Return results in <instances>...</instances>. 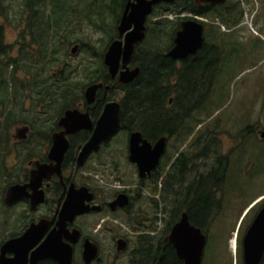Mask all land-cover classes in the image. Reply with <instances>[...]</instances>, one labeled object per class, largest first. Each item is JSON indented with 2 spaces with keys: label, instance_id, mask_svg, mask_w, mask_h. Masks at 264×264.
Instances as JSON below:
<instances>
[{
  "label": "flooded vegetation",
  "instance_id": "1",
  "mask_svg": "<svg viewBox=\"0 0 264 264\" xmlns=\"http://www.w3.org/2000/svg\"><path fill=\"white\" fill-rule=\"evenodd\" d=\"M6 1L7 0H2L3 3L0 1V19L3 18L4 23L6 21L5 25L9 27V20L4 18V12L6 11L5 5L7 4ZM25 1L27 2V0H23V5L26 7L27 3ZM33 1L34 3L36 2V0H30V4L34 5ZM128 1L129 0H126L123 5L120 18ZM177 1L180 0H176L166 5L173 4ZM181 1H183V6L196 7L199 9H210L211 7L213 8L219 5H212L209 1L213 0H209L208 2H204L203 0ZM245 1L249 6L250 0ZM175 14L174 18L169 19V15L167 14H165L163 18L168 19V21L179 23L180 29L182 21L193 18V14L196 15L197 13L182 11L181 13ZM181 14H189L191 16L183 15L184 17H180L179 15ZM149 19H147L145 25V37L135 46L132 59L127 64V68L131 70L139 68L138 76L140 75L141 68L137 64V53L140 54V58H157L163 68L174 66L175 69H180L182 64L188 61L190 57H196L204 47L206 48L205 32H207L208 27L212 26L213 28H217V25L211 23L204 24L201 22L203 25L204 37L203 46L194 56L173 60L166 55L174 46L175 34L179 29L174 33L172 39H168V45L164 50L148 51L141 49L147 38V23ZM19 23L18 26L20 31L17 33V37L20 40H31L33 36L32 33L36 30L34 28H32V30L28 29V26H31L32 23H34V21L31 20V16L29 15L27 20H25V17L23 16ZM21 23H24L25 25L22 27ZM5 25L0 24V38L3 41L6 30ZM226 32H228L227 36L233 34L232 29H228ZM116 39H119L118 32L116 33V37L110 39V43ZM159 52L161 53L159 54ZM103 67L108 76V84L103 82L104 74L101 75V73H98L96 82H90L84 87L82 91V99L79 100L80 102L74 107L66 109L60 116L56 115L55 109H50V114H46L45 116L42 130L31 131L29 126L22 125L29 128V131L26 133L27 137L24 140L13 139L12 134L14 132L10 135L11 141L8 139L9 137L7 133L0 134L1 137L4 135L2 140H0V143L4 144V146L0 148V183L4 184L3 188L0 187V191L2 194V205L5 211V221L3 220L4 224L1 223L0 226V264H60L57 257L59 255L62 259H65L66 257L64 256L67 254V249H71L70 264H140L141 262H144L145 264H153L155 233L148 228L140 226L141 224H139V222L141 221L144 212L149 207L148 205H144L143 201H154V194L159 193L162 189V185H159L157 188L154 187L153 181L158 170L162 168L163 163L161 162L165 161L168 155L167 148L165 153L160 157L158 165L150 172V174H146L144 178H139L136 164L131 163L128 159V139L132 132L140 131H128L124 127H121L124 118V106L122 105L124 93L120 86H127L129 84H119L117 82L119 75L117 74L116 77L112 78L108 74V69L104 64ZM122 69V64H120L118 72ZM100 83L103 87L97 90L94 101L90 104L87 103L84 96L85 89L89 85ZM106 86H108V90H105ZM110 102L119 103L122 111L119 130L107 142L102 143L99 150L92 152L79 166L77 160L80 151L92 136L96 122L102 115L105 106ZM170 104L171 100L167 103V108L170 107ZM68 110H77L80 113L87 114L93 128L92 130H80L73 134L66 135L65 137L68 142V147L62 157H59V155H53L50 152L54 142V135L60 134L63 131V128L59 126V121ZM133 121L136 122V119L133 118ZM128 126L130 125H126V128ZM169 128L170 127H168V130ZM261 131L263 130L258 129L256 131L258 136ZM140 133L142 139L147 140L151 145L160 138L166 137L167 146V141L170 138L176 137L175 135L169 136L165 132H162V135H158L154 140H148L144 137L142 132ZM119 135L126 139L125 160L134 168L136 173V185L128 184L127 186H123V188L116 185L120 182L126 183V180L121 178L122 176L120 174L119 165L113 156L109 157V161L107 162L105 160L106 154L104 153L112 140ZM32 136L33 138H31ZM5 143H8L9 146ZM176 159H180L181 164H185L186 162L190 164V167L188 168L189 172L185 176L182 175L179 181L182 180L187 182L194 180L197 183V168L194 162V160L197 159V153L195 151L191 152L188 156H185L184 152H179L171 164L167 163L168 166L164 165V180H169L171 174L170 169L172 164L176 162ZM93 160H96L106 176H110L109 179L113 183L106 184L104 183V180L94 182L89 180L87 174L84 173V170H86L88 164ZM228 165L229 164L226 163L224 167L227 169ZM225 168L220 171L218 167V174L222 173L221 177H224L226 173ZM192 174L193 180L191 179ZM213 177V180L215 181L217 175ZM14 186L22 189L18 194L13 195L11 200H7V193L9 189ZM83 188L87 189L88 192L83 193ZM146 189H149L150 193L148 195H152V197H147L143 194ZM89 194H91V198L88 201L86 197ZM121 194L127 196V205L124 207L112 206V203ZM70 201H74V205L78 209L83 210L87 208V211L74 215L75 217L73 220L66 223V231L63 229L59 231V226L57 224L65 220L64 218H61L64 217L65 214L63 209L71 205L69 204ZM66 202L68 204L67 206H64ZM259 203L263 206L264 199ZM149 209L151 208H148V210ZM249 211L250 210H248L247 213ZM149 213H151V211ZM119 214L124 216V224H121L116 220ZM97 217H102L101 219L98 218L96 221L98 224H96V222H91L92 219ZM110 218H113V220H110ZM128 219L129 222L127 221ZM16 224L17 226H15ZM5 225H7V227H5ZM116 225L120 228L122 227L123 231ZM36 226H39V228ZM74 230L77 231L79 235L76 241H74ZM168 235L164 236L165 238L163 241L167 242V246H171L174 256L179 260L174 248L167 240ZM107 240L111 243L112 248L105 247ZM119 240H123L125 243L124 249L120 251L118 250ZM156 248L158 249V247ZM93 251H95V255H92ZM124 256L128 257L127 260L122 259ZM160 260L161 257H159V261Z\"/></svg>",
  "mask_w": 264,
  "mask_h": 264
},
{
  "label": "rangeland",
  "instance_id": "2",
  "mask_svg": "<svg viewBox=\"0 0 264 264\" xmlns=\"http://www.w3.org/2000/svg\"><path fill=\"white\" fill-rule=\"evenodd\" d=\"M0 1L3 3L2 0ZM233 1L237 3L238 9L242 12L239 27L223 29L218 25L216 27L222 34H220L221 42L227 39L225 34L228 32L226 31L232 29L233 34L230 36L234 44L231 43L229 48L226 46L225 48L222 46V48L228 52L232 48L235 50L231 53L229 62L220 67L222 74L217 78L215 86L210 92L212 100L207 101L205 110L197 109L187 121L190 127H195L193 132L189 134L183 129L178 136L170 138L166 146L168 155L165 161L161 162L163 169L164 165L173 162L179 152L188 151L191 153L195 151L197 153V159L194 160L197 178L202 174L207 176L208 171L214 170L217 171L216 175L219 177L222 174H218L219 169L220 171L224 170L225 162L229 164L224 178L221 177L220 184L223 185V188L218 190L215 196L211 192L212 199L210 201L213 206L207 212L210 222L207 228L202 230L207 237L202 264H242L240 240L254 215L260 209V203L245 214L244 218H242L243 213L253 201L259 199L254 202L256 204L264 199V141L259 138L256 132L258 129L264 130V0H250L249 6L245 0ZM57 2L66 7L62 16L65 20L62 19L61 23L69 25V27L64 25L65 29L59 31L61 36L57 35V39L65 43L64 46H61V53L65 51L61 57L65 59V63L72 66L74 72L71 78L76 87L84 89L91 81H95L98 73L100 74L102 71L100 65L103 66V55L110 44V39L116 37L119 21L117 18L122 9L117 8L115 15L111 14L107 6L113 5L109 3V0H57ZM6 3L4 18H7L10 24L8 23L9 27L6 26V21L4 23L3 18L0 19V24L6 26L4 44L13 45L19 40L17 33L20 31V19L24 16L27 20L29 11L23 5V0H7ZM26 3L30 4V0H27ZM244 6L247 10L243 8ZM60 15V10H57L55 16L59 17ZM183 15L191 16L189 14L179 16ZM174 17V15H169V19ZM200 17L206 21L204 24L216 25L220 23L224 26L218 18ZM151 18V21L155 22L161 20L163 16H152ZM18 23L19 26H17ZM23 25L25 24L21 23L22 27ZM168 39V37H163L161 41H158L156 47L159 50H164L168 45ZM149 46L150 44L145 47ZM74 47L77 49L72 54L71 49ZM16 51L17 46L10 53L12 57H15ZM98 57L101 59L100 61ZM7 59L6 55L0 56V61L3 63ZM8 70L12 71L11 67ZM19 78H22V74ZM25 100L31 99L26 98ZM35 101L37 102V100ZM33 105L31 102L19 105V100L16 98V102L8 108L12 111V119L8 122L0 121V134L7 133L11 141L10 135L16 127L29 126L30 124L37 126L38 118L44 115H35L34 110L40 111V109L39 105L36 108ZM197 121L201 124L197 125ZM30 130L33 129L30 127ZM104 153L107 162L109 157L113 156L119 165L121 178L126 180V183L120 182L116 185L120 188L128 184L136 185L135 170L125 160L126 139L121 135L117 136ZM84 171L91 182L104 180L106 184L113 183L109 179L110 176L103 173L96 160L91 161ZM161 177H164V171H162ZM191 179L193 180V174ZM3 186L4 184L0 183V187L3 188ZM149 193V189H146L143 194L152 197V195H148ZM155 194L154 200L157 198ZM4 212L0 191V226L5 221ZM166 217L164 216V218ZM98 218L102 217L92 219L91 222H96ZM116 220L121 224L125 222V218L121 214L117 216ZM166 222L168 223L167 219L159 222L160 231L165 228ZM116 226L120 230L123 229ZM234 238L237 246L233 252L231 241ZM106 242L105 247L112 248L109 240ZM127 258L124 256L122 259L127 260Z\"/></svg>",
  "mask_w": 264,
  "mask_h": 264
},
{
  "label": "trees",
  "instance_id": "3",
  "mask_svg": "<svg viewBox=\"0 0 264 264\" xmlns=\"http://www.w3.org/2000/svg\"><path fill=\"white\" fill-rule=\"evenodd\" d=\"M125 2L126 0H109L113 6H107V8L111 14L115 15L117 8L121 10ZM182 3L183 1L180 0L169 5L160 4L154 8L150 19L152 16L176 15L175 13L186 11L197 13L199 17L218 18L221 24L228 28L238 26L242 19V12L233 0H226L210 9L183 6ZM26 7L31 20L34 21L28 29H36H33L31 40L25 39L21 42L18 38L17 43L6 45L0 38V56H8L5 63L0 61V121L8 122L12 119V111L8 108L16 102L17 98L19 105L24 102H31L32 105L34 103L35 108L39 105L40 111L35 109L34 114L44 116L38 118L37 126L29 125L32 131H37L42 130L45 116L50 114L51 108L55 109L56 115L60 116L63 111L79 103L83 88H77L72 81L73 68L61 57L65 53V51L61 53V46L65 43L57 39V35L61 36L59 31L65 29L64 25L69 27L68 24L61 23L66 7L60 5L57 0H36L34 5L28 3ZM57 10L61 12L59 17L55 16ZM119 18L120 16L117 20ZM150 19L147 23V38L141 49L162 51L163 49L159 50L156 47L158 41H161L163 37L172 39L179 29V23L168 21L166 18L155 22ZM220 34L218 27L209 26L205 32L206 48L204 47L196 57H190L180 69H175L174 66L163 68L157 58H140V54L137 53V64L141 68L140 75L132 84L120 86L124 93L122 100L124 118L121 127L128 131L138 130L148 140H154L158 135H162V132L169 136H178L179 131L183 129L184 132L192 133L195 127H190L187 121L194 111L199 108L205 110L207 101L212 100L210 92L217 78L222 74L220 67L229 62L231 53L235 50L232 48L228 52L222 48V46L229 48L234 41H231L230 35L225 34L227 39L223 43L220 39L222 34ZM148 44L150 46L145 47ZM16 46V55L12 57L10 53ZM98 60L101 59L98 57ZM10 67L12 71L8 70ZM100 69L101 75L104 74L103 82L108 84L105 68L100 65ZM91 82L95 83L96 80ZM26 98L31 100H25ZM169 100L171 104L167 108ZM200 124L197 121V125ZM126 125L130 126L126 128ZM168 127H170L169 130ZM3 136H0V140ZM5 144L9 146L8 143ZM2 146L4 144L0 143V148ZM189 154L191 153L188 151L184 153L185 156ZM189 167V163L181 164V160L176 159L171 166L168 181L161 177L164 170L160 168L156 173L153 186L157 188V185L161 184L162 189L155 194L157 198L154 201H143V204L151 209L147 208L139 224L155 233L153 264H182L174 256L171 246H167V242L163 241L164 236L169 234L171 227L178 222L184 212L187 213L191 224L205 230L210 222L207 212L213 206L210 201L211 195L212 193L215 195L223 188L220 184L222 174L213 181V176L217 173L215 170L208 171L207 176L199 175L197 183L194 180L179 181L182 175L185 176L189 172ZM166 219L168 223L166 222L165 228L160 231L159 222ZM127 221L129 222V219ZM159 257H161L160 261ZM259 264H264V254Z\"/></svg>",
  "mask_w": 264,
  "mask_h": 264
},
{
  "label": "water",
  "instance_id": "4",
  "mask_svg": "<svg viewBox=\"0 0 264 264\" xmlns=\"http://www.w3.org/2000/svg\"><path fill=\"white\" fill-rule=\"evenodd\" d=\"M176 0H129L121 15L117 32L119 39L112 41L103 56V64L108 69V74L114 78L118 74V83L127 85L132 83L139 74V68L129 69L127 64L131 61L134 48L145 37L146 22L152 14L155 6L159 4H168ZM208 2L209 0H203ZM212 5L222 4L225 0L209 1ZM123 38V39H122ZM203 25L198 19H186L181 22L180 29L176 32L174 38V46L167 53V57L173 60L185 59L188 56H194L197 51L203 46ZM77 47L71 49L74 54ZM122 64V70L119 71V66ZM103 85L92 84L85 89V99L87 103H92L95 99L97 90ZM108 90V86L105 87ZM122 111L119 103L110 102L105 106V109L96 122L92 136L82 147L77 164L80 166L92 152L99 150L102 143L107 142L120 127ZM59 126L63 128L60 134L54 135L51 154L62 157L68 147L66 135L73 134L80 130H92L93 125L87 114L80 113L77 110H68L59 121ZM29 131L27 126L16 127L12 134L13 139L24 140L26 133ZM259 138L264 141V130L259 132ZM166 150V137L160 138L153 145L147 140L142 139L140 132H132L128 139V159L131 163L136 164L139 178H144L158 165L160 157ZM22 188L14 186L7 193V200H11L13 195L18 194ZM83 193L88 192L87 189H82ZM91 194L86 199L89 201ZM255 200L254 202L258 201ZM253 202V204H254ZM128 203V198L125 194H121L112 203L114 207H124ZM67 202L64 206H67ZM69 207L64 208L65 220L59 222V231H66V223L73 220L74 215L87 211L86 209H78L74 201H70ZM39 228V226H36ZM75 240L78 238V232L73 231ZM168 242L174 248L176 255L183 264H202L204 249L207 244V237L204 232L191 224L186 212L182 213L178 222L170 229L167 236ZM124 241H118V250L124 249ZM241 257L242 264H259L264 254V205L256 212L253 219L245 229L241 240ZM92 255H95L93 251ZM62 259L59 255L57 259L60 264H70L71 249H67V254ZM92 259V258H91Z\"/></svg>",
  "mask_w": 264,
  "mask_h": 264
},
{
  "label": "built area",
  "instance_id": "5",
  "mask_svg": "<svg viewBox=\"0 0 264 264\" xmlns=\"http://www.w3.org/2000/svg\"><path fill=\"white\" fill-rule=\"evenodd\" d=\"M243 8H244L245 10H247V8H246L245 6H244ZM195 18H196V17H195ZM197 19L200 20V21H202V22H206L205 20H203L204 18H198V17H197ZM216 25H218V26H219L220 28H222V29L225 28L224 26L220 25V23H217ZM249 26H250V25H249ZM254 33L256 34L255 31H254Z\"/></svg>",
  "mask_w": 264,
  "mask_h": 264
},
{
  "label": "bare ground",
  "instance_id": "6",
  "mask_svg": "<svg viewBox=\"0 0 264 264\" xmlns=\"http://www.w3.org/2000/svg\"><path fill=\"white\" fill-rule=\"evenodd\" d=\"M236 246H237V244H236V240H235V238H234V239L231 241V248H232V251H233V252L235 251Z\"/></svg>",
  "mask_w": 264,
  "mask_h": 264
}]
</instances>
